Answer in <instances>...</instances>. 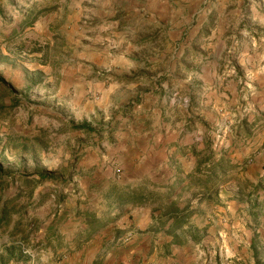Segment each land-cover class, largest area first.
<instances>
[{"label": "rangeland", "instance_id": "1", "mask_svg": "<svg viewBox=\"0 0 264 264\" xmlns=\"http://www.w3.org/2000/svg\"><path fill=\"white\" fill-rule=\"evenodd\" d=\"M0 5V76L21 102L9 107L11 95L0 90V162L4 175L14 173L7 196L21 190L28 208L24 231L13 235L18 213L0 235V253L23 244L25 258L9 264H65L63 251L80 249L77 238L92 233L82 230L91 212L101 225L120 226L106 249L126 247L135 233H154L149 262L138 264H264V181L256 187L264 179V0ZM148 95L165 104L153 115L139 107ZM83 121L93 130L73 126ZM163 121L179 123L181 137L167 146L166 165L137 178L122 156L130 143L120 142L134 132L137 141H151ZM193 146L226 159L212 196L194 197L198 186L170 187L196 167ZM39 173L53 179L42 181ZM21 174L36 181L34 191L20 185ZM144 179L164 196L172 192L170 200L181 206L191 201L197 239L180 233L184 243H175L154 221L162 209L153 205L147 228L121 221L111 207L120 205L123 190L114 187L127 191Z\"/></svg>", "mask_w": 264, "mask_h": 264}, {"label": "trees", "instance_id": "2", "mask_svg": "<svg viewBox=\"0 0 264 264\" xmlns=\"http://www.w3.org/2000/svg\"><path fill=\"white\" fill-rule=\"evenodd\" d=\"M38 15L39 14L37 13L33 17L27 16L26 19L28 20L24 24L32 25L37 20ZM0 16H4V9L1 5ZM3 87L6 89V93L11 95V103L9 107L15 108L17 105L21 106L20 100L15 96L14 86H12L5 78L0 76V90ZM4 105L6 104L4 103L3 107ZM73 126L76 129L93 130V128L87 121H83L80 124H74ZM193 149L198 157L196 167L186 175H182L181 173L178 174L176 183L174 185H171L170 187L176 189L179 186L185 184L184 188L191 190L194 186H198L202 187V190L194 192V197H197L199 195L205 196V194H209L212 196L214 193L219 192V175L226 174V159L224 158V156H221L218 160L215 159L213 157V152L209 153L207 149H204L200 152L197 151L196 146H193ZM3 172L4 168L2 163L0 162V235L5 234V232L10 228V224L13 222L14 216L18 213H21V217L16 222V225L13 229V235H17L25 229L23 228L24 216L22 215V213H25L23 211L28 210V208H24L21 202V190H19L13 197L7 196L6 187L8 185V181L12 177H14V173L10 171L7 173V175H4ZM39 175L42 181L49 178L53 179L52 177L45 176L42 173H39ZM19 178L20 185L24 183L28 189L34 191L35 186H32V183L35 180L29 178V176L24 174H21ZM263 181L264 179H261L256 187L259 188L260 186H262ZM150 183L153 184L155 188L159 186L156 183ZM114 188L123 190L118 192L115 201L120 205H133L136 207L153 205L154 211L162 209V211L158 215H156L155 213L153 214L154 221H157L156 223H158V225L165 226L167 232L173 235L175 243H184V241L179 237L180 233H183L185 235H188L190 233L194 238L197 239V229L195 228V225L191 224L190 222L192 217L191 201L185 204V206H181L178 203V198L170 200V198H173L172 192H168L166 196L162 195L154 188H150L147 179L142 180L136 187L128 188L127 191L124 186L118 184H116ZM161 196H163L164 199H161ZM160 200H162V202ZM89 215L90 216L87 218L86 222L88 226L86 229H82L83 231L92 230V233H89L87 237H90L93 234L97 233L106 225V223L103 225L100 224V221L96 218V214L91 212ZM53 234H55V232ZM81 235L82 234H80V236L78 237L79 240H81V238L83 237H81ZM25 256L26 254L24 253L23 244L16 242L7 247L4 253H0V264H9L10 261L20 260L21 258L24 259Z\"/></svg>", "mask_w": 264, "mask_h": 264}, {"label": "crops", "instance_id": "3", "mask_svg": "<svg viewBox=\"0 0 264 264\" xmlns=\"http://www.w3.org/2000/svg\"><path fill=\"white\" fill-rule=\"evenodd\" d=\"M168 1L169 0H158L159 3L163 4L167 3ZM195 1L196 3L200 2V0H190V2ZM197 23L200 24L201 21ZM182 31L183 30L180 32L182 33ZM172 39L177 41L179 36L172 37ZM171 44L172 43H170V46H172ZM176 45L177 44H175V46ZM221 51L222 48L218 51V55L221 54ZM179 52L181 58V56L185 53V49L180 48ZM147 98L148 100L139 105L140 108L142 107L145 111H148L146 115H153L154 112H157V110L160 111L159 106H165V104L161 103L156 105V101L158 99L156 96L148 95ZM146 115L144 117H146ZM179 126L180 124L176 121L175 123L174 121L172 123L163 121L159 129L154 130L155 136L151 141L148 140V137L151 136H144V142L142 140L137 141V136H135L136 133L134 132V137L132 139L127 138L125 144L120 142L119 146L124 148L127 146V143H130L126 149H124L125 153L122 156L128 158L125 160L127 167H129L128 169L132 170L133 173L136 171L140 172L136 175L137 178L146 175L148 171L150 173L153 170L156 171L160 169L161 166H164V164L166 165V162L170 160L167 154L169 152L167 146H170V144L173 142H177L179 140L177 137H181L180 131L182 129H179ZM120 158L122 159L123 157L120 156ZM138 162H140V164ZM135 168L136 171H134ZM161 171L159 174L164 172V170L162 172ZM111 208L115 211H121L122 214L120 213V216L123 218L121 221H127V219H129V224H135L142 228H147L152 223L151 208L149 206L136 207L133 205H127L122 207L121 205H118ZM116 224L117 222L106 223L104 228L100 229L92 236H84L85 238H82L81 240L77 238L81 244V247L80 249H74L73 252H69V254H66V251L69 249L63 251L65 264H94L97 261H99L98 263L101 264H138L140 260H142L144 263L149 262L147 259L148 253L146 254V252H148L151 247V238L154 236L152 231H147L146 233H135L131 243L126 247L110 248L109 246V249H106L107 247H105V245L107 241L114 238L118 229L120 230V226Z\"/></svg>", "mask_w": 264, "mask_h": 264}]
</instances>
